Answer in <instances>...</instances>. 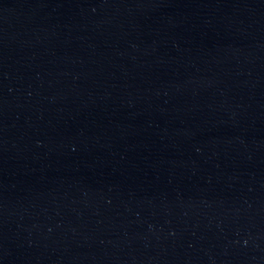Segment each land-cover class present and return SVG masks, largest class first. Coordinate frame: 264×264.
<instances>
[{
  "label": "water",
  "instance_id": "1",
  "mask_svg": "<svg viewBox=\"0 0 264 264\" xmlns=\"http://www.w3.org/2000/svg\"><path fill=\"white\" fill-rule=\"evenodd\" d=\"M0 264H264V0H0Z\"/></svg>",
  "mask_w": 264,
  "mask_h": 264
}]
</instances>
